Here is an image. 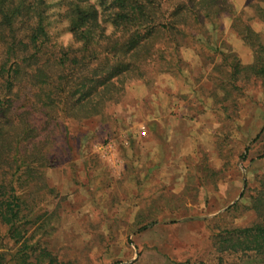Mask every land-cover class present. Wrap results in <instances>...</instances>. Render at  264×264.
<instances>
[{"label": "trees", "instance_id": "16d2710c", "mask_svg": "<svg viewBox=\"0 0 264 264\" xmlns=\"http://www.w3.org/2000/svg\"><path fill=\"white\" fill-rule=\"evenodd\" d=\"M56 1L0 0V264H59L45 243L61 222L64 198L48 170L66 161L73 141L87 133L72 125L100 127L130 86L188 66L182 49L213 45L226 18L235 15L232 0ZM51 4H60L70 41L57 39L47 13ZM245 28L237 31L254 49V61L244 65L220 51L226 76L214 79L212 73L205 87L211 107L233 122L241 108L235 95L241 75L264 88V41ZM259 143L264 126L253 139ZM249 189L246 182L241 198ZM250 190L249 203L239 199L216 219H236L245 209L256 218L215 227L209 237L220 255L238 257L234 264H264V182Z\"/></svg>", "mask_w": 264, "mask_h": 264}, {"label": "rangeland", "instance_id": "374dc122", "mask_svg": "<svg viewBox=\"0 0 264 264\" xmlns=\"http://www.w3.org/2000/svg\"><path fill=\"white\" fill-rule=\"evenodd\" d=\"M232 2L235 15L226 18V28L213 45L195 42L184 47L197 53L201 67L193 68L182 49L188 66L174 75L165 73L153 82L130 86L125 98L111 108L113 117L100 127L91 122L72 125L74 132L87 133L73 141L75 148L66 161L48 170L50 183L64 198L61 222L45 243L57 255L59 264L238 262L237 256L220 255L209 237L215 227L246 225L256 218L248 209L236 219L216 216L239 199L249 203L255 193L250 189L264 182V145L253 144L257 127H251L264 121V88L246 82L241 75L237 81L241 91L235 95L241 101L239 116L246 114L242 121L248 130L217 115L215 153L199 147L195 153L183 156V148L176 146L178 140L174 137H161L157 143L148 144L140 134L145 119L153 118L154 113L165 118L173 117L172 113L189 118L205 114L206 106L223 111L211 107L213 99L205 89L211 86L212 73L214 79L226 76L228 65H224L219 52L234 53L248 65L254 61L255 51L244 44L237 30L250 27L264 41V0ZM59 10L60 4H51L47 13L57 39L67 42L70 33L66 21H60ZM231 60L230 56L228 62ZM216 64L222 66L221 71H213ZM156 102L167 107H157ZM152 105H156V112ZM183 146L190 150L187 141ZM240 181H245L243 191L246 182L250 189L244 198L239 196L231 203L235 198L232 195H237L243 185ZM50 207L54 209L55 205Z\"/></svg>", "mask_w": 264, "mask_h": 264}, {"label": "crops", "instance_id": "0c3cea01", "mask_svg": "<svg viewBox=\"0 0 264 264\" xmlns=\"http://www.w3.org/2000/svg\"><path fill=\"white\" fill-rule=\"evenodd\" d=\"M237 38L240 39V37L238 35H237ZM242 44L243 43L241 42L240 45L242 46ZM244 44H245V42H244ZM235 50H237V49L235 48ZM183 56L185 57L187 62H189V64L191 63L192 65H194L193 68L201 67L203 65L200 57L191 48H183ZM168 78L170 79L171 77L168 76ZM170 80L173 81L172 78ZM156 104H157V107H158V105H160L161 107H167L163 103H157L156 102ZM152 107H153V111L155 110V112H156V105L155 106L152 105ZM205 112H206L205 113L206 115L203 114V115H200L199 117L198 116H192L189 118L179 117V116L175 115L174 113H172V115H174L173 117L165 118V117H161L158 115L156 116L154 113L153 118L145 119V123L143 124L144 126L140 127V130H141L140 134L143 135L145 137V139H147L149 141L148 144H151L153 142L158 141L159 139H161V137H169V138L174 137L175 141L178 140L176 143V146L179 149H180V147L183 148V150L181 151V154L183 156H185L186 154L195 153L197 148H199V147H203V148L205 147V149L209 150V152L215 153L216 148H217L216 141H215L216 139H215V136L213 133V131L216 128L215 119H217L216 116L219 114H220L219 116H222V115L226 116V115H225L224 111L212 110L208 106H206ZM240 116L235 119L234 123L237 125V127L243 126L242 128H245V130L246 129L248 130V128L246 126V122L243 123V121H245L244 119L246 117V114L244 116H242V114H241ZM208 125H210V127ZM263 126H264V121L259 122V124L258 123L252 124L251 127H253V129L257 127V133L255 134L254 138L262 130ZM169 127H170V130H169ZM205 129H207V130L205 131ZM253 129H251L250 131L252 132ZM208 133H209V135H208ZM208 136H209V138H207ZM185 141H187V143H189L190 150L189 149L187 151L185 150V148L183 146V143ZM184 150H185V152H184ZM243 174L245 175V173H243ZM232 180H234V179L232 178L231 181ZM234 181L236 182V180H234ZM240 182L243 185L241 188L239 187L240 191L238 192L237 195H236V193H235V195H232V197L233 198L235 197V198L232 201H230L231 203L236 201V199L239 196H241V194H242L245 181L244 182L240 181Z\"/></svg>", "mask_w": 264, "mask_h": 264}]
</instances>
